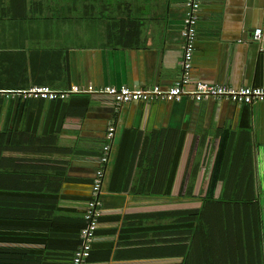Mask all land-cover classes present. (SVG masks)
Listing matches in <instances>:
<instances>
[{"label":"crops","instance_id":"1","mask_svg":"<svg viewBox=\"0 0 264 264\" xmlns=\"http://www.w3.org/2000/svg\"><path fill=\"white\" fill-rule=\"evenodd\" d=\"M71 1L0 0L1 92L49 87L84 93L155 85L166 90L179 79L185 0H74L78 14L68 20ZM258 29L263 32L261 42L253 37ZM72 40L84 44L76 47ZM195 82L235 89L264 87V0H202L189 92ZM83 93L56 103L1 98L0 133L17 129L27 140L60 130L64 147L72 151L67 157L45 156L69 161L52 219L1 222V242L39 251L42 264H70L79 246L102 146L113 126L102 213L88 264H182L177 255L178 236L156 237L153 231L140 229L147 204L135 198L147 195L151 180L165 181L160 196L179 198L191 147L213 140L221 144L219 163L236 157L237 153L225 156L228 146L251 150L255 186L220 188L215 196L255 199L219 210L212 220L218 234L205 236L198 245L192 241L190 264H264V104L237 107L225 101L187 99L182 103H132L117 109L105 94ZM171 131L180 132L174 151ZM156 150L165 156L161 155L155 168L168 173L155 176L156 170V178L138 177L135 165L140 155L152 165ZM17 155L31 157L29 153ZM238 157L244 159L241 154ZM239 171L236 175L233 171L232 179L241 186L248 178L238 177ZM164 203L166 210L173 208L171 202ZM162 205L156 202L154 210H162Z\"/></svg>","mask_w":264,"mask_h":264},{"label":"trees","instance_id":"2","mask_svg":"<svg viewBox=\"0 0 264 264\" xmlns=\"http://www.w3.org/2000/svg\"><path fill=\"white\" fill-rule=\"evenodd\" d=\"M76 8V3L72 0L67 5L68 14L66 19H75L74 14H78ZM108 23L113 28V23ZM67 91H71V89ZM0 104L3 103L0 102ZM59 131L50 133L44 137H40L38 134L27 140L25 139L26 134L20 133L17 129L0 133V223L13 221L42 222L52 219L60 198L62 181L64 180V173L69 167V161L67 159L56 160L45 156L49 154L67 157L72 154L71 150L64 147L66 144H63V137ZM168 133L173 136L174 151L180 139V132L171 131ZM158 140L159 138H156V141L160 145L161 143ZM164 140L170 141V138L165 137ZM217 144L218 141L213 140L191 147L180 187L182 195L179 198L160 196V192L164 191L165 186L163 185L165 181L159 182L158 180H151L149 182V186L147 185L145 191L147 195H138L135 198L137 201H143L147 204L145 208L146 214L141 217L138 215L143 222V226L140 229L146 233L151 230L156 237L161 236L163 238L165 235L171 238V235L178 236L179 247L177 255L179 259H182V264L191 263L192 257L190 255L192 250L190 246L193 242L195 245H198L200 244L199 242L203 241L205 236L210 237L218 234V230L213 228L212 220L215 214V217L218 216L219 210H225L226 206L239 203L247 205L255 199L254 197L215 196V191L220 188L250 189L252 187L254 189L255 187L253 180L254 173L250 160L252 157L250 154L251 150L244 148L241 152L238 149L236 150V148L231 149L228 146L225 149V156L227 153L228 155L237 153L236 157H230L227 160L224 158L219 163L217 157L222 148L221 144L218 146ZM22 153H29L31 157H20L17 155ZM12 154L14 155L12 156ZM240 154L244 159L240 157L237 159V156ZM34 155H37V157ZM161 155L165 156V153L161 154L160 151H157L153 155L155 160L152 161V165H149V158L144 159L141 154L138 164L135 165L137 170L133 169V171L140 178L145 174H149V176L154 178L162 174L165 176L168 173L166 170L155 168ZM240 159L241 163L236 164L237 160ZM14 169H25L34 171V173L17 175L12 171ZM234 170L235 175L236 171L240 170L238 177L242 179L248 178L247 182H242L244 185L238 186L241 182L236 184L233 181ZM155 171L157 174L154 176ZM18 183L23 185V188H18ZM138 188L141 189L140 187ZM187 191L188 193H197V195L191 197L184 195L183 192L186 193ZM233 200L239 201L231 203ZM167 201L171 202L169 204L173 206L171 210H166V203L164 202ZM156 202L163 203L162 210L158 212L154 210ZM139 217L137 218L139 219ZM84 226L85 221L81 230ZM123 235L120 236L123 237ZM165 242L166 244L170 243L169 241ZM2 243L9 246L5 247L3 245L5 248L0 247V264H42L43 262L41 256L37 254L39 251L26 248L15 249L10 247L12 245L11 242L0 241V244ZM149 245L153 247L152 245L154 244L151 242ZM75 252L71 257L70 264L73 262ZM91 252L86 264L90 261Z\"/></svg>","mask_w":264,"mask_h":264},{"label":"built area","instance_id":"3","mask_svg":"<svg viewBox=\"0 0 264 264\" xmlns=\"http://www.w3.org/2000/svg\"><path fill=\"white\" fill-rule=\"evenodd\" d=\"M184 6L187 14L183 21L182 30V58L180 61L181 75L175 83L164 90L161 86L155 85L147 89L110 87L90 92L54 91L49 87H34L15 94H7L0 91L1 98L20 101H41L55 102L64 101L74 96L89 93H102L112 98L117 109L132 103H154L166 101L169 103H182L190 99L196 103L204 101H225L237 107L255 106L264 104V87H243L235 89L220 84L195 82L193 91L189 92L191 85L192 61L194 57L195 44L197 41V24L200 18L202 0H185ZM262 29L255 30L254 40L261 42ZM7 100V101H9ZM115 128L108 129L105 143L102 146L98 167L96 168L93 183L90 188L89 200L84 212L85 226L80 232L79 246L74 254L72 264H86L92 251L96 231L102 213V188L106 177V168L110 161L112 143L114 141Z\"/></svg>","mask_w":264,"mask_h":264},{"label":"rangeland","instance_id":"4","mask_svg":"<svg viewBox=\"0 0 264 264\" xmlns=\"http://www.w3.org/2000/svg\"><path fill=\"white\" fill-rule=\"evenodd\" d=\"M71 44L77 47V46H80V45H82L84 43H77V41H73L72 40V43Z\"/></svg>","mask_w":264,"mask_h":264}]
</instances>
